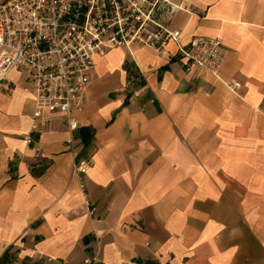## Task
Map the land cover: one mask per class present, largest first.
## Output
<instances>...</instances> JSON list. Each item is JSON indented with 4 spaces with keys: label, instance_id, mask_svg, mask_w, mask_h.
Here are the masks:
<instances>
[{
    "label": "crops",
    "instance_id": "crops-1",
    "mask_svg": "<svg viewBox=\"0 0 264 264\" xmlns=\"http://www.w3.org/2000/svg\"><path fill=\"white\" fill-rule=\"evenodd\" d=\"M181 41L219 36V79L160 52L109 46L74 112L90 159L83 206L66 118L27 144L32 94L0 89V264H264V0H173ZM240 83L239 94L224 84ZM39 148L43 156H36Z\"/></svg>",
    "mask_w": 264,
    "mask_h": 264
},
{
    "label": "built area",
    "instance_id": "built-area-1",
    "mask_svg": "<svg viewBox=\"0 0 264 264\" xmlns=\"http://www.w3.org/2000/svg\"><path fill=\"white\" fill-rule=\"evenodd\" d=\"M182 10L187 6L173 0H0V89L12 91L15 83L7 74L16 70L32 94L33 124L25 135L27 144H33L32 134L49 123L45 112L66 118L64 143L88 215L93 207L85 194V177L92 163L78 157L74 112L82 109L95 56L104 55L109 46L139 45L160 52L172 41L186 71L200 68L219 79L227 47L219 36L183 43L180 31L169 25ZM224 84L239 94V82ZM36 156H43L39 148ZM81 264H96V259Z\"/></svg>",
    "mask_w": 264,
    "mask_h": 264
}]
</instances>
